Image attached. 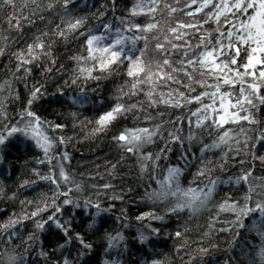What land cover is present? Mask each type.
<instances>
[{"label": "trees", "instance_id": "16d2710c", "mask_svg": "<svg viewBox=\"0 0 264 264\" xmlns=\"http://www.w3.org/2000/svg\"><path fill=\"white\" fill-rule=\"evenodd\" d=\"M262 3L0 0V264H264Z\"/></svg>", "mask_w": 264, "mask_h": 264}, {"label": "rangeland", "instance_id": "374dc122", "mask_svg": "<svg viewBox=\"0 0 264 264\" xmlns=\"http://www.w3.org/2000/svg\"><path fill=\"white\" fill-rule=\"evenodd\" d=\"M262 5L264 6V3L261 4V7H262ZM136 7H137V11H139V7H141V5L138 4ZM255 29L257 30V32H261V33L264 32L263 30H261L258 27H256ZM114 40L117 41L116 39H114ZM114 40L109 39L108 42L105 41L104 43H99L100 42L99 40L92 39L91 43H90L91 52H96V54L105 55L104 53L107 50V48L111 47V49H112L111 52L109 54L105 55V60L106 61L110 60L112 58V56H113V49H115L117 47H120V45L122 46V41L121 40H119L116 43H114L115 42ZM31 126H34V127H33V129L31 131L28 132V135L30 137L38 139L39 138V133L37 132V128H35L36 126L34 124H31ZM211 189H212V187H210L209 191H211Z\"/></svg>", "mask_w": 264, "mask_h": 264}, {"label": "water", "instance_id": "95a60500", "mask_svg": "<svg viewBox=\"0 0 264 264\" xmlns=\"http://www.w3.org/2000/svg\"><path fill=\"white\" fill-rule=\"evenodd\" d=\"M122 140L124 141V137L122 138Z\"/></svg>", "mask_w": 264, "mask_h": 264}]
</instances>
